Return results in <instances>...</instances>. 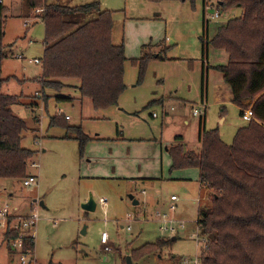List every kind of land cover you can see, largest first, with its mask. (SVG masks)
Returning <instances> with one entry per match:
<instances>
[{
  "label": "rangeland",
  "instance_id": "obj_1",
  "mask_svg": "<svg viewBox=\"0 0 264 264\" xmlns=\"http://www.w3.org/2000/svg\"><path fill=\"white\" fill-rule=\"evenodd\" d=\"M50 1L67 3L72 7L97 1L101 3L102 9L109 8L108 11H112L113 14L112 9H118L124 3V0H48ZM2 2L10 8V12L4 24L5 34L2 42L7 46L8 57L1 64V78L15 76L22 79L25 77L31 82L25 86L12 79L9 82L10 85L4 87V93H7L6 91L10 94L22 92L29 96L37 90L41 97L38 99L34 97L37 99V107L32 104L34 98L24 101L26 108L33 110L32 116L29 109L20 111L16 108L15 110V113L27 125L22 133L21 146L34 152L27 163L26 174L37 176L38 185L31 188L25 187L22 183L23 178L0 179V205L15 208L19 213L25 214L30 211L32 202L37 204L40 221L34 231L35 261L38 264L50 262L53 264H180V260L183 261L184 257L193 259L196 255L197 230L201 234L199 227L197 228V208L201 206L199 191L194 197H190L180 188L184 181L178 176L182 172L169 173L170 168L165 169L167 156L163 157L165 176L158 182L159 187H157L159 199L152 195L151 190L155 189L156 185L150 182L133 184L123 178L99 176L105 175V169L109 167V163H113V150L118 152L123 150L127 153L124 159L131 157V151L120 147L114 149L110 146L114 142L122 144L147 142L146 139L153 141L156 137L170 139L178 130L186 131L187 141L195 140L193 125L185 126L183 117L178 116V112H168L167 114L170 115L167 116L161 104L157 102L159 98L168 94L185 100L190 109L192 105L204 103L205 98L207 100L205 104L208 106L207 130L217 129L222 141L231 144L238 129L246 126L247 122L241 118L240 110L235 104L220 107H214L212 104L216 83H223L222 77L218 72L211 73L208 98H206L207 91L201 86L200 65L197 63H195L196 70L193 71L190 68L188 70L172 68L165 63L151 60L141 76L137 66L126 62L125 89L119 96L117 105L95 110L88 99L81 100L82 103L76 99L79 98V92L73 88L76 85L75 80L71 82V88L61 89L58 93L51 89H43L40 81L39 84L33 82L36 76L42 74V66L30 63L29 60L34 58L40 60L44 54L45 27L40 18L43 8L38 13L28 11L27 18L24 15L25 7L22 5V0H2ZM19 6L21 13L11 16L13 7L18 9ZM241 13L239 9H231L221 14L220 18L210 21L209 35H213L218 26L240 17ZM172 25L177 32H180L182 42H198L199 35L190 36L187 24L180 25L179 31L175 22H172ZM198 29L200 31L201 22L200 25L198 24ZM116 37L114 42L118 44L120 38L116 40ZM172 39L171 42H176L174 38ZM161 40L160 42H164L163 38ZM8 49H12L13 54L9 53ZM165 49L167 53L171 48L165 47ZM210 52L209 65H221L223 61L217 60L215 54ZM19 54L23 59L17 57ZM172 77L174 80H171ZM57 95L70 97L72 101L57 103L55 100ZM173 106L186 107L180 103ZM188 108L184 109L189 110ZM58 110L63 112V117L66 115L71 118L69 122L66 120L68 125L81 127L83 133L90 139L101 137V140L92 139L95 143L99 141L107 144L99 147L92 146L91 149H93H90L89 155H86L85 146L82 154L84 159L89 156L101 157L99 167L96 165V171L86 165L84 170L83 164L79 161L83 158L80 155L78 140H65L61 136L64 132L66 133V129L50 127V118L57 116ZM154 113L157 115L155 118L152 117ZM225 114L227 118L222 122ZM187 116H190V121L193 122L197 119L191 116V112ZM67 134L73 135L70 131ZM114 138L126 140L114 141ZM188 148L195 147L188 146ZM152 159L150 157L151 167L148 171L158 174L161 172V166L156 165ZM31 163L37 164V167H31ZM131 194L137 198L139 205L133 206L128 197ZM171 194L179 198L173 212L169 209L168 201ZM90 197L95 203V209L86 212L82 205ZM197 199H199L198 204L195 202ZM41 200L45 203L44 207L40 206ZM101 200L105 203L103 204ZM150 202L157 207L152 212H149V207H152ZM156 211L184 220L185 229L178 230L173 235L162 234L158 230V224L153 222ZM127 218L132 221L127 222ZM129 225L131 230H127ZM104 232L109 238L110 251L108 252L101 243V235ZM173 237H176V240H171L165 245L161 252L159 251L160 254L135 257L143 246L155 243L158 239L170 240ZM1 241L2 236H0ZM0 247V264H19L16 256L9 252L3 243H0Z\"/></svg>",
  "mask_w": 264,
  "mask_h": 264
},
{
  "label": "trees",
  "instance_id": "obj_2",
  "mask_svg": "<svg viewBox=\"0 0 264 264\" xmlns=\"http://www.w3.org/2000/svg\"><path fill=\"white\" fill-rule=\"evenodd\" d=\"M22 1L26 17L28 11L43 8L40 18L45 27V48L39 78L43 89L58 93L71 88L75 80L73 88L79 92L78 100L88 99L95 110L116 106L125 89L127 59L123 43L114 45L111 40L113 12L102 11L97 1L74 7L48 0ZM187 1L193 11L196 1L203 2ZM218 7L222 13L231 9L242 13L218 26L211 37L206 36L203 25L199 38L202 60L209 46L228 55L227 64L213 69L229 85L232 103L240 115L250 108L253 118L238 129L231 144L222 141L217 129L202 130L198 150L186 149L176 138V143L168 148L171 170L199 169L201 185L211 193L209 204L199 209L198 227L208 241L201 263L264 264V0H220ZM9 10L0 2V179L4 180L24 179L28 175L27 163L34 154L21 146L27 125L13 109L18 99L1 92L2 84L9 80L1 78V64L7 57L2 41ZM160 57L144 49L138 60L128 62L137 66L142 76L148 62ZM55 100L64 103L72 98L57 95ZM49 125L72 132L79 141L82 157L90 138L81 127L68 125L63 116L51 117ZM5 235L7 239L14 237L11 232ZM171 240L158 239L147 244L135 257L160 254ZM26 249L34 251L33 238L26 240Z\"/></svg>",
  "mask_w": 264,
  "mask_h": 264
},
{
  "label": "crops",
  "instance_id": "obj_3",
  "mask_svg": "<svg viewBox=\"0 0 264 264\" xmlns=\"http://www.w3.org/2000/svg\"><path fill=\"white\" fill-rule=\"evenodd\" d=\"M99 6L102 11L105 10V9H102L101 3H99ZM203 6L204 4L202 1L201 2L196 1L195 10L193 11L191 9L190 3L187 0L184 2L176 1V0H164L161 2H157V3L149 2L148 0H124V3L121 7H119L118 9L117 8L112 9L114 10V14H113L114 16H112V19H113V26H112V33H111L112 43L114 45L123 43L124 55H125V58L127 59V62L142 56L144 49H145L147 52L150 51L149 53L156 54V56H158L159 54L161 56L159 59H154L155 62L158 61V62L165 63L167 65H170L172 68L183 69V70L185 69L188 70L190 68L193 71H195L196 70L195 63H197V65H200L201 81H202L201 86L203 88H206L207 92L205 96L206 98H208L207 93H208L209 77L212 72H218L217 70L214 71L212 69L213 67L219 65V64L213 65V66L209 65V60H208L209 55H210L209 52L210 51L213 52L217 60L220 59L221 61H223V63H220L221 65L227 64L228 55L224 51L214 50L213 48L209 46L206 50L205 60H202V57H203L202 44L199 38L200 36L203 35L202 33L205 28L207 31L206 36L208 37L212 36V35H209L210 27L208 23L210 21H207V20L205 21L204 19ZM108 9L109 8H107L106 10ZM19 13H21V7L19 6L18 9L13 7L11 16L18 15ZM223 14L224 13H222V15ZM20 16L21 15H19V17ZM172 22H175L178 25L177 27L178 31H179L180 25L183 26V24H187V30L190 36H196L197 34L199 35L197 37L198 42H182V37L180 36V32H177L174 29ZM200 22H201V29L200 31H198L199 30L198 24L200 25ZM204 24H205V28L203 29ZM115 37L117 38L116 40H119L120 38V42L118 44L114 42ZM162 38L164 39V42H160ZM172 38H174L176 42H171L173 40ZM165 47H168L169 49L170 48L171 49L167 53H165L164 51ZM8 50L10 51L9 53L13 54L12 49H8ZM1 72H2V68H1ZM218 74L222 77V75L219 72ZM41 76L42 74L36 76L35 77L36 79H33V82L38 83L39 78ZM10 78L11 77H8L9 80L5 81L2 84V87H1L2 94L9 95V96H15L18 99V103L13 106L14 111L16 110V108L20 109V111L22 109H29L31 116H32L33 110L31 108H26V104L24 103V101L26 99H31V98L33 99L34 97L38 99L39 97L36 96V93H38V91L36 90L37 92L35 91L29 96L25 95V93L23 94L22 92H19L18 94H10L8 93V91H6L7 93H4V87L7 85H10L9 82L12 79L16 80L17 83L21 85L24 84L25 86H27L28 83H31L25 77L20 79L15 76H12V78L11 79ZM171 80H174L173 77L171 78ZM205 84L206 86L204 87ZM37 99L33 100V103H32L33 105H36V107L38 105ZM76 99L78 100V98ZM232 99H233V95H232V91L229 85L224 84V83L220 84L219 82L216 83V89L214 90V93L212 96V104L214 105V107H218V106L220 107L223 105L233 104ZM79 101L80 103H82L81 100ZM157 102L161 104L167 116L170 115L167 113L170 112L169 108L171 106L175 104H179V103L186 106V107H180V108L176 107L171 112L172 113L178 112L177 115L180 117H183V120H184L183 124L185 126L190 127L191 124L193 125V130L195 131V134H196L195 140L187 141L186 131L178 130L176 131V133H174L172 137L173 139L171 137L170 139H162V138L158 139L156 137L155 139H153V141L152 139H146L147 142H135V143L125 142L124 144H122L121 142H114L110 144V146L114 147V149L115 147H120L121 149H127L128 151H131V157L129 159H124L123 157L127 153H124L123 150L119 152L113 150L112 152L114 154L113 163H109V167L105 169L104 171L105 175L99 176V177L123 178L133 184H136L138 182H141V183L150 182L156 185V188L155 189L152 188L151 190L152 195H154L156 199H159V197L157 196L159 189H157V187H159L158 182L163 180L165 176L163 174V157L167 156V167L166 168L164 167V168L165 169L170 168L169 173H172L175 171L182 172V174L178 176L182 178L181 179L182 181H184L183 184H181L180 188L186 194H189L190 197H194L195 194L199 191L198 197L199 199H201L200 208L206 207L209 204L211 193H210V190H208L207 188L201 185L199 169L189 168V169H182V170H171L172 160L168 153V148L169 146L176 143L175 141L176 138L179 139V143L183 144V146L186 149H189L188 146L195 147L193 148L195 150H198L200 148V144H201L200 137H201L202 130L204 129L207 130L206 111L208 109V106L205 110L204 116H193L191 114L192 117L197 118L193 122V121H190V118H189L190 116H187V114H189L191 110L190 108L187 107V102L185 100L179 97L176 98L173 95L168 94V95H165L159 98ZM204 102H206L207 104V100L205 98H204ZM184 108H188L189 110L184 109ZM183 114L185 116H183ZM152 117L155 118L157 117V115L156 114L155 116L152 115ZM226 118L227 116L225 114V116L222 117V122L225 121ZM69 121H71V118L68 120V122ZM67 132L68 131H66V133L64 132V135L61 137H63L65 140H76L74 135L69 136ZM95 138L96 139L94 138L92 139L101 140L100 139L101 137L99 136ZM92 139H90L91 141H89L86 144V149H87L86 155H89L91 153V150L93 149V148L91 149L92 146L99 147V146L107 145L106 143L99 142V141L95 143L94 141H92ZM114 139H115L114 141H121V140L125 141L126 140L125 138L124 139L114 138ZM121 145H125V146H121ZM109 153H111L110 150H109ZM150 157L153 158L152 160H154V163L156 165L161 166L160 173L156 174L153 171L151 172L148 171L151 167ZM100 159L101 157L98 158V157L89 156L85 159L84 158L80 159L79 161L83 164L84 170L86 169L85 168V165H86L88 167H92L93 171H96V165H98L99 167ZM110 166H113V167L110 168ZM129 196H132V200L129 199L131 203L134 200L138 202L137 198L134 195L131 194ZM171 196L172 194L169 196V200H168L169 203H171L170 201ZM137 205H139V202ZM150 205H152V207H149L150 209L149 212L156 210L157 207L154 203L150 202ZM40 206L41 207L45 206V203L43 200L40 201ZM199 209L197 208V211H198L197 220L199 218ZM17 213L19 212L17 211ZM39 221H40V217H39ZM173 238L172 240L176 239V237H173ZM35 262L36 264H38L37 261Z\"/></svg>",
  "mask_w": 264,
  "mask_h": 264
},
{
  "label": "built area",
  "instance_id": "obj_4",
  "mask_svg": "<svg viewBox=\"0 0 264 264\" xmlns=\"http://www.w3.org/2000/svg\"><path fill=\"white\" fill-rule=\"evenodd\" d=\"M2 2V0H0ZM203 9L205 14V19L207 21H213L215 19L220 18L222 12L220 11L218 4L219 0H203ZM37 13L40 10H35ZM34 11V12H35ZM19 59H23L22 55L19 54L17 56ZM30 63L40 64L42 65V60L34 58L29 60ZM37 97H41V94L36 93ZM169 106V105H168ZM207 105L202 103L201 105H192L191 106V114L193 116H204ZM175 109L174 106L169 108L170 112ZM63 112L60 110L57 111V116H63ZM155 116V113L153 114ZM66 120H69V116H64ZM241 118L249 122L253 118V113L250 108L244 110ZM31 167H37V164L31 163ZM22 183L25 187L31 188L38 185V179L35 175H28L23 180ZM170 211L173 212L175 210V202L178 201L177 196L172 195L170 197ZM199 199L195 202L198 204ZM104 204L105 201L101 200ZM156 218L153 222L158 224V230L163 233L175 234L178 230H183L185 228L186 222L184 220H178L174 218L173 215H168L165 213L156 212ZM127 222L129 218L126 219ZM39 222V214H38V206L35 202H32L30 205V211L25 214L17 213L15 208H9L7 206L0 205V236H2V241L9 251L16 256L19 264H36L34 259V251H30L26 249V240L33 238L34 239V231ZM197 228H198V220H197ZM199 229V228H198ZM127 230H131V226L127 227ZM196 235V255L193 259L184 257L183 261H180V264H202L200 257L201 254L207 248V239L202 234H199V230ZM7 232H11L14 237L7 239L5 234ZM8 240V241H6ZM109 238L107 233H102L101 235V243L104 246L105 251H110V247L108 246Z\"/></svg>",
  "mask_w": 264,
  "mask_h": 264
},
{
  "label": "water",
  "instance_id": "obj_5",
  "mask_svg": "<svg viewBox=\"0 0 264 264\" xmlns=\"http://www.w3.org/2000/svg\"><path fill=\"white\" fill-rule=\"evenodd\" d=\"M129 199H131L132 200V196H129ZM132 204L134 205V206H136L137 204H138V202L136 201V200H134V201H132ZM43 205V204H42ZM82 208H83V210H85V211H93L94 209H95V203H94V201H93V199L90 197L89 199H88V201L87 202H85L83 205H82ZM174 239V238H173Z\"/></svg>",
  "mask_w": 264,
  "mask_h": 264
}]
</instances>
